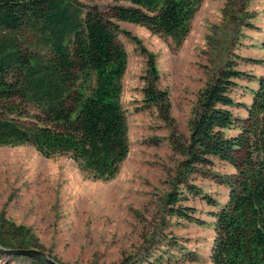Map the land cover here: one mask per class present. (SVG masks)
<instances>
[{
    "label": "trees",
    "instance_id": "trees-1",
    "mask_svg": "<svg viewBox=\"0 0 264 264\" xmlns=\"http://www.w3.org/2000/svg\"><path fill=\"white\" fill-rule=\"evenodd\" d=\"M112 1L129 6L113 5L104 14L95 5L75 0H0V146L30 145L46 157L69 156L94 179L116 175L128 154L126 114L120 102L127 54L118 39V26L110 19L181 40L202 0ZM249 3L225 2L223 19L232 24L236 38L238 29L252 27ZM27 39L46 52L31 50ZM261 47L264 50V40ZM144 56L150 77L143 89L145 100L169 120V94L155 87L154 56ZM261 64L264 67V61ZM237 79L256 83L251 102L244 107L245 118L232 112L241 107L231 97ZM232 129L238 132L227 135ZM188 131L185 144H172L183 158L176 174L182 190L217 206L188 184L187 175L211 165L213 158L236 171L221 181L228 187L227 200L211 213V263L264 264V74L255 78L226 64L219 67L197 94ZM182 190L166 195V214L204 225L193 217V208L178 204L187 199ZM166 241V247L180 253L177 262L198 261L196 254ZM21 246L18 236L0 231V248ZM3 257L14 256L0 254ZM146 261L128 257L120 264Z\"/></svg>",
    "mask_w": 264,
    "mask_h": 264
},
{
    "label": "rangeland",
    "instance_id": "rangeland-1",
    "mask_svg": "<svg viewBox=\"0 0 264 264\" xmlns=\"http://www.w3.org/2000/svg\"><path fill=\"white\" fill-rule=\"evenodd\" d=\"M75 1L95 5L104 14L113 5L129 6L112 0ZM225 2L202 0L181 40L110 19L118 26L127 54L120 102L126 114L128 154L113 178L94 179L66 155L46 157L30 145L0 146V231L18 236L22 246L14 249L37 250L60 264H120L128 257L136 262L147 258L144 264H212L211 213L227 200L228 187L221 181L236 171L213 158L211 165L187 175L189 185L217 203L210 206L177 184L183 158L172 144H185L197 94L219 67L226 64L255 78L264 74V0H250L252 27L238 29L237 38V33L231 34L232 24L223 19ZM26 43L31 50L46 52L31 39ZM147 53L154 56L156 89L169 94V120L144 97L150 78ZM235 83L231 97L241 107L232 112L245 118L244 107L256 83ZM178 188L187 198L178 204L193 208V217L204 225L166 214L165 197ZM166 238L196 254L198 261L177 262L180 253L165 246ZM0 264L32 263L14 256L1 258Z\"/></svg>",
    "mask_w": 264,
    "mask_h": 264
},
{
    "label": "water",
    "instance_id": "water-1",
    "mask_svg": "<svg viewBox=\"0 0 264 264\" xmlns=\"http://www.w3.org/2000/svg\"><path fill=\"white\" fill-rule=\"evenodd\" d=\"M0 254L6 256H17L43 262L44 264H60L49 258L45 253L32 249H2Z\"/></svg>",
    "mask_w": 264,
    "mask_h": 264
}]
</instances>
